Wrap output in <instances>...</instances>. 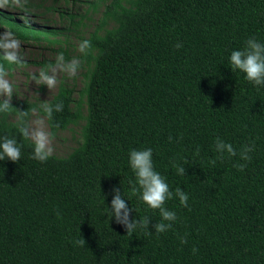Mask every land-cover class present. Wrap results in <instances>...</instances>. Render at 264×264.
I'll return each instance as SVG.
<instances>
[{
    "label": "trees",
    "instance_id": "trees-1",
    "mask_svg": "<svg viewBox=\"0 0 264 264\" xmlns=\"http://www.w3.org/2000/svg\"><path fill=\"white\" fill-rule=\"evenodd\" d=\"M88 2L99 16L79 37L78 96L62 83L45 103L50 116L20 99L0 112V136H16L20 146L17 162L0 161V264H264V87L227 62L249 37L264 43V0ZM56 35L0 7L3 77L26 63L6 58L8 41L57 44ZM35 110L52 136L80 124L77 145L34 159L32 138L17 130L29 131ZM216 138L236 155H218ZM133 148L152 149L154 169L173 192L164 207L176 219L164 232L152 228L159 210L139 199L128 164ZM113 187L135 209L130 217L149 225L126 233L108 219Z\"/></svg>",
    "mask_w": 264,
    "mask_h": 264
},
{
    "label": "rangeland",
    "instance_id": "rangeland-1",
    "mask_svg": "<svg viewBox=\"0 0 264 264\" xmlns=\"http://www.w3.org/2000/svg\"><path fill=\"white\" fill-rule=\"evenodd\" d=\"M0 7L27 15L36 26L54 28L57 31L55 39H59L57 44L14 40V49L5 47L8 53H14L26 61L14 68L11 74L3 77L11 85V99L29 100L43 107L56 94L62 83L73 88L74 96H78L85 72L84 67L75 66L79 62V37L88 35L95 28L99 10L93 13L88 0H25L23 4L15 0H0ZM66 11L75 16L69 17ZM60 45L67 48L70 59H66V56L58 51ZM45 61L53 64L47 66ZM41 72L53 78L51 86L39 80ZM0 99H5L2 92ZM80 127V124L73 125L52 136L45 115L35 110L30 121L29 134L30 137L33 134H42L49 152L66 155L77 145Z\"/></svg>",
    "mask_w": 264,
    "mask_h": 264
},
{
    "label": "clouds",
    "instance_id": "clouds-1",
    "mask_svg": "<svg viewBox=\"0 0 264 264\" xmlns=\"http://www.w3.org/2000/svg\"><path fill=\"white\" fill-rule=\"evenodd\" d=\"M6 48H15L16 42L10 41L5 44ZM175 47H180L176 44ZM8 60L16 59L14 53H8ZM228 67L234 71L238 70L243 73L244 79L251 82L255 87H264V43L259 40L249 37L245 41L243 48L233 49L227 57ZM39 80L47 86L53 84V78L47 76L44 72L39 74ZM0 92L5 96V99L0 101V112L8 110L12 97V89L9 82L3 78V73L0 72ZM55 110H60V105L56 104ZM53 106L43 105V111L47 115H51ZM21 137H28L29 131L26 127L18 126L17 130ZM33 158L43 161L49 155V150L46 147V140L42 134H33ZM215 151L218 155L235 156L236 151L231 143H228L220 138L214 141ZM251 151L250 146H244L240 152L241 159L247 160V153ZM20 159V146L16 136H0V161L10 160L17 162ZM128 164L135 177V184L139 188V199L143 201L148 208L158 209L161 222L153 223L152 228L156 233L164 232L171 227V222L175 221L176 215L174 211L164 207L166 199L173 196V192L169 190L164 177L154 169L152 160V149H131L128 153ZM177 174L185 172L184 166H175ZM238 168H243V164L236 165ZM135 191V189H134ZM104 196V195H103ZM175 196L178 198L179 204L187 205L188 195L180 187L175 189ZM105 201V196H104ZM128 201L121 193V187H113L111 200L107 205V212L110 213L108 219H113L120 224L126 233H132L138 226L149 225L147 218L130 217V213L135 209L129 206ZM167 222V223H166ZM183 243V239L181 238ZM79 243V241H77Z\"/></svg>",
    "mask_w": 264,
    "mask_h": 264
}]
</instances>
